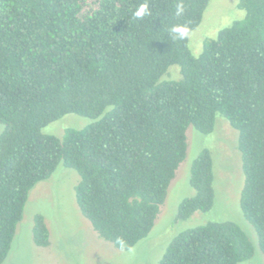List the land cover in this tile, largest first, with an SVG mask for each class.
Wrapping results in <instances>:
<instances>
[{
    "label": "trees",
    "instance_id": "16d2710c",
    "mask_svg": "<svg viewBox=\"0 0 264 264\" xmlns=\"http://www.w3.org/2000/svg\"><path fill=\"white\" fill-rule=\"evenodd\" d=\"M209 1L0 0V264L29 191L59 164L78 172L76 202L97 236L131 249L154 226L186 157L187 129L210 134L217 115L238 132L240 208L264 255V0H240L246 17L194 57L188 37ZM144 3L151 14L136 18ZM175 25L185 38L170 34ZM174 65L181 78L160 81ZM70 114L93 122L61 139L41 133ZM213 179L203 150L177 220L211 209ZM32 234L49 245L39 214ZM253 254L237 224L212 222L178 233L158 264H239Z\"/></svg>",
    "mask_w": 264,
    "mask_h": 264
},
{
    "label": "rangeland",
    "instance_id": "374dc122",
    "mask_svg": "<svg viewBox=\"0 0 264 264\" xmlns=\"http://www.w3.org/2000/svg\"><path fill=\"white\" fill-rule=\"evenodd\" d=\"M239 1H209L201 23L188 37V49L194 57L202 53L207 40L215 39L222 29L246 17V11L238 8ZM180 78V68L174 65L160 81ZM92 122L70 114L48 124L41 133L61 139L66 129L82 130ZM3 130L4 126L0 124V134ZM186 135V157L175 172L154 226L147 237L131 249L117 250L97 236L76 202L74 189L80 181L78 172L59 164L47 180L38 182L29 191L22 219L3 264H158L178 233L227 221L237 224L254 247L253 257L239 264H264L257 234L240 208L244 176L241 153L237 148L238 132L217 115L212 133L203 135L189 127ZM203 150L209 151L213 164V205L208 212H195L186 220H177L179 204L195 193L189 183L190 167ZM37 214L44 218L49 231L47 247H38L33 242V221Z\"/></svg>",
    "mask_w": 264,
    "mask_h": 264
},
{
    "label": "clouds",
    "instance_id": "9594fccd",
    "mask_svg": "<svg viewBox=\"0 0 264 264\" xmlns=\"http://www.w3.org/2000/svg\"><path fill=\"white\" fill-rule=\"evenodd\" d=\"M184 12V7L182 4H178L177 5V8H176V15L177 16H180L182 15ZM150 9L148 7V5L146 3L144 4H140L139 7L135 10L134 12V16L136 18H143L145 16H148L150 15ZM187 28L184 27V26H180V25H175V26H172L171 29H170V34L175 37V38H178V39H183L186 37L187 35Z\"/></svg>",
    "mask_w": 264,
    "mask_h": 264
}]
</instances>
